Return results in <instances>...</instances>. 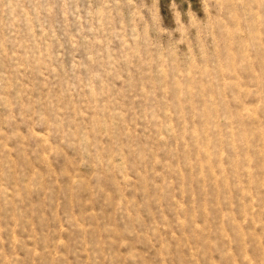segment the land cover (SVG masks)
Returning a JSON list of instances; mask_svg holds the SVG:
<instances>
[{
  "label": "rangeland",
  "instance_id": "374dc122",
  "mask_svg": "<svg viewBox=\"0 0 264 264\" xmlns=\"http://www.w3.org/2000/svg\"><path fill=\"white\" fill-rule=\"evenodd\" d=\"M0 264H264V0H0Z\"/></svg>",
  "mask_w": 264,
  "mask_h": 264
}]
</instances>
